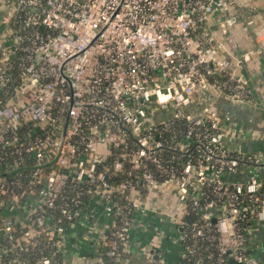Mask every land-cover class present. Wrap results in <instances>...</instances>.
Segmentation results:
<instances>
[{"label": "built area", "instance_id": "1", "mask_svg": "<svg viewBox=\"0 0 264 264\" xmlns=\"http://www.w3.org/2000/svg\"><path fill=\"white\" fill-rule=\"evenodd\" d=\"M0 3V264H127L139 216L169 195L159 218L185 264H264L247 249L264 177L234 178L264 158L227 144L234 116L217 107L251 96L230 56H264L261 30L248 51L234 37L254 0ZM75 224L97 239L77 262Z\"/></svg>", "mask_w": 264, "mask_h": 264}, {"label": "crops", "instance_id": "2", "mask_svg": "<svg viewBox=\"0 0 264 264\" xmlns=\"http://www.w3.org/2000/svg\"><path fill=\"white\" fill-rule=\"evenodd\" d=\"M0 3V13L2 11ZM257 10L250 11L256 23L249 31L241 28L242 21L236 25L235 41L240 51H248L257 47L255 32L261 30L264 40V0H254ZM231 67L238 76L242 77L249 88L252 89L250 98L246 104L241 105L225 97H220L217 107L221 112H228L234 116L232 124L227 127V144L233 146L249 155H262L264 158V56L253 54L252 59L245 66L237 65L236 58L230 56ZM261 131V133L259 132ZM254 168L255 172L264 177V164L260 166H249L245 172L235 175V179L244 180L249 170ZM174 203V205H173ZM175 202L169 195L159 202L156 212H150L139 216L144 225H138L131 232L128 243L122 250V261L127 264H185L182 256V247L179 240L180 227L174 221L164 219L160 221L161 214L174 212ZM109 219L101 218L99 224L107 223ZM88 227L75 224L68 231V241L64 248V256L68 260L79 261L85 254H94L97 239L87 240ZM247 249L254 254L258 260L264 263V221L253 220L248 227ZM97 236V235H96ZM157 248L158 251L153 249ZM237 264V263H231Z\"/></svg>", "mask_w": 264, "mask_h": 264}, {"label": "rangeland", "instance_id": "3", "mask_svg": "<svg viewBox=\"0 0 264 264\" xmlns=\"http://www.w3.org/2000/svg\"><path fill=\"white\" fill-rule=\"evenodd\" d=\"M29 90H30V88H28ZM17 102L19 103V104H21V100H17ZM264 130V126H263V129H261V131H263ZM261 131L259 130V132L261 133ZM249 173H255V174H257L256 172H255V169L254 168H252V169H250L249 170ZM260 176V175H259ZM172 202H175V200H174V198L172 197ZM173 205H174V203H173ZM264 245V244H263Z\"/></svg>", "mask_w": 264, "mask_h": 264}, {"label": "water", "instance_id": "4", "mask_svg": "<svg viewBox=\"0 0 264 264\" xmlns=\"http://www.w3.org/2000/svg\"><path fill=\"white\" fill-rule=\"evenodd\" d=\"M153 250H154V251H158L157 248H154Z\"/></svg>", "mask_w": 264, "mask_h": 264}]
</instances>
